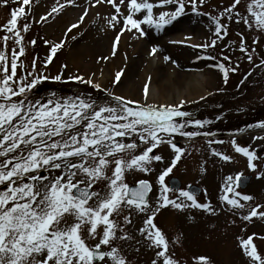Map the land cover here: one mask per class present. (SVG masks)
Here are the masks:
<instances>
[{
	"label": "snow or ice",
	"instance_id": "1",
	"mask_svg": "<svg viewBox=\"0 0 264 264\" xmlns=\"http://www.w3.org/2000/svg\"><path fill=\"white\" fill-rule=\"evenodd\" d=\"M0 3L6 5L8 0H0ZM30 3L31 0H22V5ZM74 3L75 0L58 3L51 12L42 15L40 21L57 13L65 4ZM205 3L206 0H91L92 6L107 4L114 9L106 17L108 26L117 30L112 55H115L123 31L135 29L144 36L146 30L142 25L163 31L188 8L197 16L208 17L213 37L210 42L192 44V48L215 47L217 41L227 35V23L222 21L243 23L249 30L264 33V0H231L227 6H213L215 15L202 11ZM10 13V19L0 26L5 32L0 37L3 43L0 48V264H134L120 243L133 239L125 228L133 223L134 213L143 215L142 226L137 229L142 240L136 243H143L154 252L150 264H182L171 251V246L179 244V240L169 241L154 222L162 208L199 209L216 214L226 202L234 215L239 210L243 221H251L254 217L264 220V204L247 203L253 201V196L233 187L234 184L239 186L243 173H237L235 178L226 177L220 197L222 203L218 207L211 202H200L194 192L173 189L166 182V177L170 178L186 152L174 142L175 135L186 138L211 135L185 130L188 126L203 128L209 123L182 110L184 104L195 101L182 99L175 104H149V87L145 84L142 103L109 92L94 79L81 75H70L68 79L103 90L111 99L101 104L84 94L56 97L51 93L48 97H31L30 93L40 81H60L62 75L49 77L37 73L36 57L30 65L21 59L26 54L25 37L17 24L18 17L25 15V9L21 6ZM87 15L86 7L67 31L77 27ZM28 29L29 24L25 23L23 31ZM238 35L241 37L239 50L253 62L249 52L255 49L246 45L243 33ZM190 39L186 37V41ZM9 40L13 41L10 54ZM28 43L35 45L36 41L32 39ZM252 43L258 44L259 36ZM62 45L63 41L52 45L51 53L54 55ZM157 51L158 46H153L149 54L156 55ZM221 56L231 64L230 56L223 51ZM164 59L171 58L165 56ZM50 62L51 56L44 61L45 66ZM260 65L264 66V59ZM18 67L22 70L19 75ZM218 67L227 83L229 72L237 71L238 66L229 67L221 62ZM122 74L123 69L115 73L114 84L120 82ZM177 118L184 119L178 121ZM257 126L264 129V121L258 122ZM255 139H264V136H254ZM207 143L213 155L224 161L233 159L211 147L224 141L208 140ZM230 143L236 153L247 158L250 169L258 168L253 162L260 159L256 149L251 145L241 146L235 136ZM165 144L172 149L173 156L157 172L159 187L153 202L149 196L153 184L149 180L141 179L136 187H129L125 175L129 171H155L153 162L163 163L164 157L155 154L154 150ZM257 175L264 176V171ZM177 191L179 196L172 198L170 193ZM227 193L233 195L229 197ZM245 209H248L246 214ZM256 236L257 233H252L247 238L237 239L249 264H264V255L258 252L253 240ZM259 238L264 240V236ZM134 250L138 252L139 248ZM193 260L198 264H212L210 257L204 255L193 257Z\"/></svg>",
	"mask_w": 264,
	"mask_h": 264
},
{
	"label": "rangeland",
	"instance_id": "2",
	"mask_svg": "<svg viewBox=\"0 0 264 264\" xmlns=\"http://www.w3.org/2000/svg\"><path fill=\"white\" fill-rule=\"evenodd\" d=\"M90 1L75 0L74 5L65 4L57 13L48 16L45 21H40V17L51 12L52 7L58 3L64 4V0H31L30 5H22V0H8L6 5L0 3V26L10 19V10L18 9L21 6L25 9V15L18 17L17 24L21 34L25 37L26 54L21 59L30 65L33 57H36V68L39 71L47 73V68L50 66L51 75L59 73L63 76L62 78H65V80L60 81L52 80L51 82L54 83H49V87L45 86V88L47 87L46 90L40 84H37L38 88L30 93L31 97H48L51 93H55L56 97L84 94L85 96L90 95L101 104L111 99L108 93L103 90L102 92L88 84L68 79L70 75H81L94 79L103 86V89H107L109 92L114 91L122 96H125L126 83L131 82L134 84L131 99L143 103L144 99H141L138 93L143 91L144 81H152L153 75L150 74L145 79L144 76L139 74L133 77L128 69L134 63H141L142 70L146 63L149 64V61L155 59L158 55L160 63L156 64L157 66L152 65L157 76L154 82L158 81L157 84H164L165 94L160 95L156 89H152L147 97V103L149 104H175L182 99L187 100L188 95L193 97L199 95L194 100L206 96L205 102L211 104L216 101L218 103L228 100L224 106L217 105L216 109L226 108V105L231 106V104L234 106L242 105V107L236 108L234 113H231L234 117L244 111H251L250 107H254V111H257L259 107H264V102L262 103V96H264L263 69H261L262 71L259 70L261 72L257 71L251 79L255 69L254 66L258 61L264 59V33L249 30L243 23L222 21V23H227V35L218 40L215 47L208 49L192 48V44L210 42L213 37L209 31L208 17L197 16L188 8L184 15L171 25L166 26L163 31L158 32L146 25H142L146 30L144 36H140L135 29L123 31L116 46L115 55H112L113 40L117 35V30L108 26L106 17L109 11H114V9L107 4L92 6ZM229 3H231V0H206V3L202 6V11L215 15L213 6L219 8L227 6ZM86 7L88 8V15L78 23L77 27L67 31L71 24L78 21L79 16ZM98 13L99 15H97ZM75 14L78 16H75ZM25 23L29 24V29L26 32L23 31ZM238 33H243L246 45L250 49H255L254 52H249L253 56V62H249L246 54L239 50L238 42L241 37ZM4 35V30L0 29V37ZM125 35L129 36V42L124 41L123 36ZM176 35L183 36L185 41L186 37H191V39L185 43H179L177 40L172 39V36ZM257 36H259V43L254 45L252 41ZM32 39H35V45L28 43ZM138 40L142 41L138 44ZM45 41L49 43L46 44ZM61 41H63L62 47L58 48L53 55L50 51L51 46ZM153 46H158L156 55L149 54ZM12 47L13 41L9 40V54ZM0 48H3L2 42H0ZM147 50L149 51L147 52ZM222 51L231 57V64L223 60ZM49 56H51V62L45 66L44 61ZM165 56L171 59L165 60ZM103 57H107V59H102ZM221 62L229 67H238L237 71L229 72L228 84H231L233 88L219 93L220 82H224L222 81L223 74L218 67ZM64 65L67 67H63ZM121 69H123L121 80L115 85L113 83L115 73ZM20 70L18 67V75ZM129 76L131 79L128 78ZM183 83H193L195 87H181L180 85ZM177 85L178 87L175 89ZM148 87L150 90L151 85ZM194 92L198 95H195ZM250 103V106L244 107ZM188 104L186 103L183 106ZM207 114L213 113L209 112ZM246 115L248 114L241 116ZM182 119L178 118L177 120ZM261 121H264V118ZM255 125H258V123ZM242 127L243 125L239 128L241 130H251L252 133L241 137L235 136V138L241 146L251 145L259 153L260 159L253 161L258 164L256 170L248 167L245 156L235 152L230 143L233 136L230 139L223 140L224 143L211 145L217 151L232 156L231 161H224L213 155L207 141L221 138L214 135L215 138L196 137L194 139H180L179 141H176L175 138L174 142L185 148L186 152L182 155L181 160L177 162V166L170 176L177 177L182 183V188L189 184L199 186L202 193L198 200L200 202H211L214 207H218L222 203L220 197L223 195L226 177L231 175L235 178L237 173L248 174L252 177L251 183L243 191L245 194L253 196L254 199L247 203L253 206L256 203L264 204V176L258 177L257 175V172L264 171V139L253 140L254 136H264V129ZM225 134L222 133V135ZM186 141H191V143L183 145ZM154 153L164 157L163 163L153 162L152 167L155 171L150 173L129 171L125 175L127 184H134L141 179L149 180L153 184L150 193L153 202L158 194L159 187L157 172L170 162L173 151L165 144L155 149ZM42 174L46 173L42 172ZM168 178L166 177V182ZM233 187L238 191L235 184ZM227 195L231 197L233 194L227 193ZM170 196L175 198V196H179V192L170 193ZM247 210H244L245 214ZM132 220L133 223L127 225L125 230L130 233L133 239L120 241L121 246L134 264H150V261L154 258V252L143 243L139 245L136 243L137 240H142L137 229L142 226L143 215L134 213ZM233 221L235 222L233 223ZM154 222L167 235L169 241H172L173 238L179 240V244L171 246V251L175 253L176 258L182 261V264H198L193 260V257L201 255L210 257L212 264H249V258L243 253L240 241L237 238H247L252 233L258 234V236L253 237V240L258 247V252L264 255V240L259 238V236H264V220L254 217L251 221H243L239 215V210L238 214L234 215L226 202H223L222 210L216 214H209L199 209L180 211L167 206L157 213ZM89 242L95 243V241ZM137 247L139 248L138 252L134 250Z\"/></svg>",
	"mask_w": 264,
	"mask_h": 264
},
{
	"label": "bare ground",
	"instance_id": "3",
	"mask_svg": "<svg viewBox=\"0 0 264 264\" xmlns=\"http://www.w3.org/2000/svg\"><path fill=\"white\" fill-rule=\"evenodd\" d=\"M75 16H78L77 14H75ZM123 39H124V41H127V42H129V36H123ZM172 39L173 40H177V41H183L184 40V38H183V36H179V35H176V36H172ZM139 42H138V44L142 41V40H138ZM144 41V40H143ZM140 48H141V46H140ZM134 50L136 51V48L134 47ZM149 50H147V52H148ZM158 56V55H157ZM155 57V59H152V60H150L149 61V64H147L146 63V65H145V67L141 70V68H142V64L141 63H139V64H137V63H134V64H132V65H130L129 66V69H128V71L131 73V75H133V77L134 76H136L137 74H139V75H141V76H144V79L145 78H147V76H149L150 74H151V76L153 75V77H152V81H150V85H151V87H150V90H149V95H150V93H151V90L152 89H156V91H158V93L160 94V95H163V94H165V91L163 90V83H158L157 84V82L158 81H156V82H154L155 81V79L157 78V76L155 75V73H154V68H152V65L153 64H159L160 63V60H159V57ZM157 66V65H156ZM155 66V67H156ZM160 77V76H159ZM158 77V78H159ZM129 79H131V77L129 76L128 77ZM129 82V81H128ZM123 83V82H122ZM153 83H156V84H153ZM133 83H131V82H129V83H126V86L125 87H127V89H128V91H127V89L125 90L126 92H125V97H128V98H131V96H132V94H133V92H134V89H133ZM181 87H195V84H193V83H183V84H181L180 85ZM178 87V85L177 86H175V89ZM195 93V95H198V94H196V92H194ZM139 94V96L141 95V93H138ZM199 96V95H198ZM198 96H196V97H198ZM196 97H193V96H190V95H188V99L187 100H191V101H193Z\"/></svg>",
	"mask_w": 264,
	"mask_h": 264
},
{
	"label": "water",
	"instance_id": "4",
	"mask_svg": "<svg viewBox=\"0 0 264 264\" xmlns=\"http://www.w3.org/2000/svg\"><path fill=\"white\" fill-rule=\"evenodd\" d=\"M248 180H249V178H242L241 187L245 186V184L248 182ZM170 185L173 188H177L179 186L178 183L175 180H171L170 181ZM188 190L194 192L195 194L199 193V191L197 189H195V188H189Z\"/></svg>",
	"mask_w": 264,
	"mask_h": 264
},
{
	"label": "trees",
	"instance_id": "5",
	"mask_svg": "<svg viewBox=\"0 0 264 264\" xmlns=\"http://www.w3.org/2000/svg\"><path fill=\"white\" fill-rule=\"evenodd\" d=\"M226 126H231V125H230V122H227V123H226Z\"/></svg>",
	"mask_w": 264,
	"mask_h": 264
}]
</instances>
